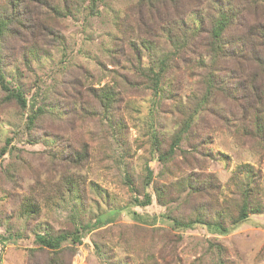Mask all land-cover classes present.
<instances>
[{
	"label": "rangeland",
	"instance_id": "374dc122",
	"mask_svg": "<svg viewBox=\"0 0 264 264\" xmlns=\"http://www.w3.org/2000/svg\"><path fill=\"white\" fill-rule=\"evenodd\" d=\"M30 1L34 15L39 13L41 18L44 13L51 14L43 1ZM135 1L106 0V5L100 6L102 14L98 16L86 17L84 13H77L52 21L47 15L45 20L51 23L54 35L62 42L59 44L56 38L52 39V33L41 37V45L55 48L52 56L37 59L27 53L31 59L29 63H25L22 55L28 44L14 37L6 40L3 65L14 86L17 81L24 84L29 104L33 98L40 103V96L56 90L50 95L52 99L61 96L71 108L74 104L79 108L82 104L89 107L93 103L87 93L89 86L101 87L117 82L119 100L111 111L127 123L125 140L130 149L127 152L121 150L105 118L98 113L86 115L81 108L66 114L64 119L46 116L40 123V131L64 136L76 150H80L83 143L88 144L87 159L79 168L66 159L51 156L46 143H31L24 131L29 111L21 110L15 101H3L4 92L0 89V148L7 138H12L10 143L16 147L14 155L6 154L0 160V217L2 220L9 217L16 226L23 227L27 224V214L22 212L21 204L27 198L35 197L42 205L41 219L56 228L66 225L73 218L75 202H64L59 198V191L64 186L62 177L67 173L77 174L83 181L88 209L96 208L94 213L101 208L106 213L107 223L87 234L74 253L66 250L65 264H106L97 255L94 240L112 248L122 260H127V264H218L219 259L225 264H264V213L250 214L246 221L224 235L200 224L189 229H175L166 217L169 207L159 204L156 199L153 183L172 184L194 174L214 178L215 188L193 198L192 202H214L215 206L231 210L240 198L238 187L247 175L239 168L247 164L257 172L258 196L264 203V145L253 134L254 100L243 93L226 97L220 92L212 97L208 112L194 114L196 122L189 134H198L195 140L200 141L199 148H204L210 155L202 157L195 150L185 155L184 150L190 148L189 142L183 140L173 160L159 161L158 153L149 142L150 124L167 146L177 120L193 110L189 107L191 97L204 89L201 83L204 71L182 62L175 70L174 94L158 101L150 88L136 81L130 65L134 60L131 48L116 26L112 13L113 9L129 8L133 14ZM253 8L245 13L247 22L264 24V0H259ZM242 66L254 74L251 88L264 94V73L249 60ZM78 101L81 105L75 103ZM95 107L99 108L98 105ZM15 160L20 169L11 181L6 169ZM146 165L154 173L153 182L145 187L152 195V202L146 206L135 205L132 204L134 195L123 178L124 170H130L135 185L141 190L140 198H143ZM112 209L118 213L115 215L110 211ZM6 238L5 225H0V264L45 262L42 251H27V248L37 247L31 235L20 239ZM216 244L224 248L222 257L218 255Z\"/></svg>",
	"mask_w": 264,
	"mask_h": 264
},
{
	"label": "trees",
	"instance_id": "16d2710c",
	"mask_svg": "<svg viewBox=\"0 0 264 264\" xmlns=\"http://www.w3.org/2000/svg\"><path fill=\"white\" fill-rule=\"evenodd\" d=\"M41 1L47 5L51 14L44 13V16L39 18V13L33 14L34 8L30 0H0V89L4 92L2 100L15 101L21 110L29 111L24 122V131L31 143H46L51 156L66 159L72 165L76 164V167H82L87 159L88 144L83 143L80 150H76L72 144L67 143L64 136L42 133L40 123L46 116L64 119L67 117L66 114L81 108L89 116L98 113L101 118H105L112 133H115L121 150L127 152L130 149L125 140L127 123L121 117L116 118L111 111V108L115 109V103L119 100V90L115 84L117 82L112 85L106 83L101 87L89 86L87 93L90 101L93 100V103L97 104L91 103L89 107H85V104L81 105V101H78L75 103H79L80 108L78 104L71 108L61 96L56 100L50 97L56 90L40 96L42 100L40 103L33 98L29 104L24 84L17 81L18 84L14 86L12 80L8 78L3 65V45L9 37L23 39L24 43L28 44L22 52L25 63L31 60L27 53L37 59L52 56L55 48L41 45L43 41L41 37L52 33V39L56 38L59 44L62 41L54 35L51 23L45 20L47 15L48 19L50 15L52 21L67 16L73 17L77 13H84L86 17L98 16L102 14L100 6L106 5V0ZM258 1L136 0L133 7L131 6L134 9L133 14L129 12V8L123 11L112 10L113 20L131 48L134 60L130 61V65L137 77L136 81L150 88L157 101L174 94L177 84L175 70L181 67L182 62L204 71L201 78L204 89L191 97L189 107L193 110L177 120L174 131L167 140V146L163 145L161 135L149 123V142L152 149L158 153L159 161L173 160L176 150L181 149L183 140L189 142L190 148L184 150L185 155L191 150L198 151L202 157L210 155L204 148H199L201 143L195 140L198 134L195 132L189 134L196 122L194 114L208 112L212 97L220 92L226 94V97H235L236 94L243 93L254 100L257 108L253 104L256 110L253 134L260 138L264 145V94L258 89L251 88L254 74L242 66L249 60L264 73V24L259 22L250 24L245 16L246 11L254 10L253 6H256ZM94 105H98L99 108H94ZM11 141L12 138H7L4 146L0 148V160L6 154L14 155L16 147L11 145ZM215 157L218 159L217 155ZM16 162L17 160L12 162L6 169V175L11 181L20 169V164ZM239 169L247 175L243 178L242 185L238 187L240 198L231 210L229 207L215 206L214 202H192L193 198L204 195L210 188H215L212 177L202 178L189 174L172 184L153 183V189L158 203L169 207L166 217L171 220L175 229H189L200 224L214 233L224 235L229 233L232 227L246 221L250 214L264 213V203L258 196L257 172L247 164ZM66 175L62 177L64 186L59 191V198L64 202L68 200L75 202L72 207L73 218H70L66 225L56 228L41 219L42 205L35 197L27 198L21 204L22 212L27 214V224L23 227L16 226L14 220L9 217L3 220L0 217V225H5L7 231L6 239H20L27 235L33 237L37 247L27 248V251L30 253L42 251L45 257L42 264H65L66 250L70 249L74 253L87 234L107 223L106 213L102 212L101 208L94 213L93 210L96 208L92 211L88 209L85 201L87 194L79 176L68 173ZM153 177V170L146 165L143 198H140L141 190L135 185L130 170L125 168L123 178L134 195L132 204L140 206L151 204L152 195L145 191V187L153 182ZM110 211H114L115 215L118 213L116 209ZM93 243L97 255L106 264H127V260H122L112 248H106L96 240ZM223 249L218 245L219 257L224 255ZM217 263L225 264L221 259Z\"/></svg>",
	"mask_w": 264,
	"mask_h": 264
}]
</instances>
